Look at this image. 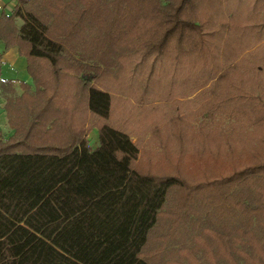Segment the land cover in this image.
Listing matches in <instances>:
<instances>
[{"label":"trees","instance_id":"trees-1","mask_svg":"<svg viewBox=\"0 0 264 264\" xmlns=\"http://www.w3.org/2000/svg\"><path fill=\"white\" fill-rule=\"evenodd\" d=\"M0 40V264H264V0H18Z\"/></svg>","mask_w":264,"mask_h":264},{"label":"rangeland","instance_id":"rangeland-1","mask_svg":"<svg viewBox=\"0 0 264 264\" xmlns=\"http://www.w3.org/2000/svg\"><path fill=\"white\" fill-rule=\"evenodd\" d=\"M37 1H41L42 4H43V7H49V3L52 4L54 0H19L21 6H29V5H32V4H35ZM236 1V0H234ZM25 2V3H24ZM88 4L91 6V4L88 2ZM149 4V3H148ZM146 4V5H148ZM199 7H201V3L199 4ZM202 6H204L205 9H209L210 7V3H204ZM104 12H100L98 14V17H97V14L95 15L94 14V17L95 19L91 22H79L78 21V28L80 31H83L85 33H94L95 30L97 28L99 29H103L104 28V21H103V14ZM165 25V24H164ZM163 25V26H164ZM162 26V27H163ZM101 31V30H100ZM100 36L102 37V35L100 34ZM4 43V42H3ZM2 44V42L0 41V45ZM149 55H150V50H146V54L143 56V55H136L133 59H128V61L126 63H128L129 65L131 66H134V67H137L139 65L140 69H143V67H145V64L149 58ZM84 62L88 63V64H91L93 61H88V60H84ZM110 74L107 75V77L109 78ZM125 78H127V75H124ZM31 80L28 81V83L31 84ZM22 88V87H20ZM25 89L28 90V92L30 93H33V91H36L37 93H40V89L37 88V87H26ZM23 92V89H21L20 93L21 94ZM12 95H15V93H12ZM17 94V95H19ZM192 96H190L189 98L193 97V94H191ZM205 96V95H203ZM207 98H208V95H207ZM183 99H187V98H183ZM182 100V99H181ZM188 100V99H187ZM205 97L201 98V101L202 102H205ZM144 104H141L140 107H142ZM149 105V104H148ZM147 105V106H148ZM201 102H199L198 104V107L201 106ZM200 108V107H199ZM5 110V109H4ZM88 139V144L94 148L97 144H98V129H97V126L94 125L92 126L89 130H88V133L85 135ZM136 134L134 135V138H136ZM184 159L181 161L180 165L177 166V168L183 173H188V172H192L194 174V171L197 172L199 170L198 166L197 167H193V166H190V165H187L185 164L184 162ZM193 174H190V175H193ZM197 174V173H196ZM189 175V176H190ZM197 237V241L200 239V242L198 245H201L203 248H199L197 251L201 254L202 258L199 260L200 261V264H218V260H217V256L219 255H222L225 253V249L220 246V244L216 243L217 244V247H216V250L213 252L211 249H210V245L207 244L204 240H202V237L201 236H195ZM215 241V240H214ZM181 252L182 254L183 253H186L185 250H181L179 251ZM181 254V255H182ZM198 254H195L194 253V256H191L189 254V257L187 258L188 260L192 261L193 263L192 264H198L196 261L197 259L199 258V255L197 256ZM200 256V257H201ZM182 264H189L188 262H183Z\"/></svg>","mask_w":264,"mask_h":264},{"label":"crops","instance_id":"crops-1","mask_svg":"<svg viewBox=\"0 0 264 264\" xmlns=\"http://www.w3.org/2000/svg\"><path fill=\"white\" fill-rule=\"evenodd\" d=\"M17 4L18 0H0V14L2 12L11 14ZM15 22L17 25H20L21 19L16 17ZM0 41L2 42L0 45V80H11L12 82V87H7L4 91L0 87V132L4 136H8L12 133L13 129L7 123L6 112L4 110L6 97L12 95L11 92L17 96L22 89L19 85L20 81L28 83L31 77L27 70L26 56L19 52L17 45L5 47L4 41Z\"/></svg>","mask_w":264,"mask_h":264}]
</instances>
